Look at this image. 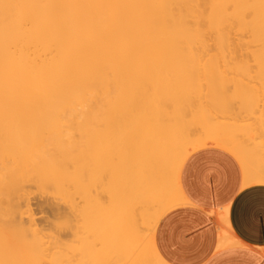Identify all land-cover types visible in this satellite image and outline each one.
I'll return each mask as SVG.
<instances>
[{
	"label": "bare ground",
	"instance_id": "6f19581e",
	"mask_svg": "<svg viewBox=\"0 0 264 264\" xmlns=\"http://www.w3.org/2000/svg\"><path fill=\"white\" fill-rule=\"evenodd\" d=\"M259 97L264 0H0V262L152 264L155 219L186 204L171 159L214 147L244 186L264 180L251 127L212 123ZM56 200L79 201L91 235L54 253L19 222L36 228ZM218 234L219 249L238 245Z\"/></svg>",
	"mask_w": 264,
	"mask_h": 264
},
{
	"label": "crops",
	"instance_id": "0c3cea01",
	"mask_svg": "<svg viewBox=\"0 0 264 264\" xmlns=\"http://www.w3.org/2000/svg\"><path fill=\"white\" fill-rule=\"evenodd\" d=\"M187 158L207 160L210 169L204 183L199 173L194 181L179 180L185 205L189 206L168 211L164 229H155L159 257L173 264H264V185L244 186L239 163L221 149L204 148ZM233 190L236 195L226 204L225 197ZM221 228L238 245L219 249ZM161 248L163 256L158 251Z\"/></svg>",
	"mask_w": 264,
	"mask_h": 264
},
{
	"label": "rangeland",
	"instance_id": "374dc122",
	"mask_svg": "<svg viewBox=\"0 0 264 264\" xmlns=\"http://www.w3.org/2000/svg\"><path fill=\"white\" fill-rule=\"evenodd\" d=\"M236 58L239 61H246L248 64L247 69H249V71H251L252 73L255 71V65L251 61V58L249 56H237ZM219 71L222 73L223 76L227 78L237 79L239 77V76H236L235 73H232L231 71H229L227 68H221ZM256 84L257 83L254 81L251 82L250 86L253 88L252 90H259V86ZM228 92H232L231 87L228 88ZM258 99L259 100H257V102H255L254 104H250V107H249V104H247L246 102L234 101L233 102L234 104L233 103L231 104L232 105L231 108L232 109L234 108L233 110L236 111V115H231L230 117H226V116L221 117L220 113L219 114L212 113V116L215 118L214 120H212V123H217V122L218 123H221V122L229 123V124H234L236 127L248 126L245 128L243 127L244 130L242 129V132L236 131L237 135H241L242 133L246 131V129L248 130V128L251 127V129H249L250 130L249 134L252 137L253 142L256 144L258 143L264 144V100H262V97H259ZM206 108L209 109V107H206ZM244 108H248L249 110L243 111ZM251 110H253V112H251ZM64 202L66 201H63V202L61 200L54 201V209L52 210L53 212L51 213L50 211L47 210L48 206L46 204H42V206L40 205L41 207L38 206V208L40 207L43 210L42 215H44L43 218L44 217L45 218L42 224L39 222L40 224L38 223L37 225L36 223V228L35 226H33V229L31 228L32 230L29 229L30 226L29 227L26 226L27 225L26 222H22L20 220H19L20 222L18 221L19 224H21V226L23 225L24 231L28 235H30L29 237H31V234H32L33 236H36L37 239H40L42 243L44 242L43 245L46 244L45 246L50 248L51 250L56 248L52 250L54 251V253L59 252V251H62V252L70 251L72 247H76L79 242L81 243L82 240H86L88 237L90 238V235H91V233L88 231L90 228L89 227L90 225L86 221L85 216L82 215V213L80 212L81 203L79 201L78 203L76 200L75 205L77 206L75 208V206H72L71 203H68V202L64 203ZM33 230H35L36 232H33ZM28 240L30 241L29 238ZM45 246H43L42 248H44ZM32 252L34 254V257L41 254V252L39 253L37 252V249H32ZM11 258L12 256L9 259L7 257L5 262L10 263ZM7 260H10V261H7ZM34 260L33 261L22 260L24 261L22 264H41V260L43 259L39 257L38 260L36 261ZM45 260L42 261L43 262L42 264H45L44 262Z\"/></svg>",
	"mask_w": 264,
	"mask_h": 264
},
{
	"label": "snow or ice",
	"instance_id": "6c2138e0",
	"mask_svg": "<svg viewBox=\"0 0 264 264\" xmlns=\"http://www.w3.org/2000/svg\"><path fill=\"white\" fill-rule=\"evenodd\" d=\"M84 7H112V8H127V7H136L135 5H85ZM114 24L121 23L120 20H114ZM210 169V162L207 160H196L192 158H184L183 156L173 158L168 163V172L170 181L175 184L178 180H183L187 182L189 179L195 180L197 177V173H199V178L201 183H204V178L207 175V172ZM261 184H264V180L260 181ZM207 186H210L207 185ZM239 187V186H238ZM243 195H247V192H243ZM236 195V190H233L225 197V202L230 203L232 201V197ZM189 205H185L182 203L170 204L164 207V209L158 214L157 218L154 221V227L159 230H163L165 227V216L169 209H180L184 207H188ZM206 210V209H205ZM224 209H222L223 211ZM167 237V233L165 232V239ZM163 256V249L158 250ZM152 264H173L171 260L165 258H157L152 261Z\"/></svg>",
	"mask_w": 264,
	"mask_h": 264
},
{
	"label": "clouds",
	"instance_id": "9594fccd",
	"mask_svg": "<svg viewBox=\"0 0 264 264\" xmlns=\"http://www.w3.org/2000/svg\"><path fill=\"white\" fill-rule=\"evenodd\" d=\"M0 264H2V262H0Z\"/></svg>",
	"mask_w": 264,
	"mask_h": 264
}]
</instances>
